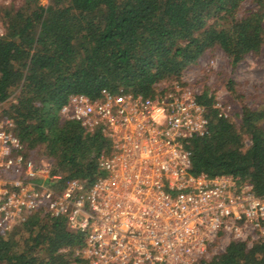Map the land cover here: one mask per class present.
Returning <instances> with one entry per match:
<instances>
[{
  "label": "trees",
  "instance_id": "1",
  "mask_svg": "<svg viewBox=\"0 0 264 264\" xmlns=\"http://www.w3.org/2000/svg\"><path fill=\"white\" fill-rule=\"evenodd\" d=\"M244 1L0 0V105L14 98L0 119L14 123L28 157L51 160L60 187L75 178L90 186L104 174L101 156L111 142L62 118L70 95L96 98L108 89L154 96L158 84L181 81L215 47L238 65L264 47V0L242 12ZM198 100L210 131L186 142L194 173L232 174L261 192L264 110L243 107L239 124L219 116L208 90ZM84 238L65 218L37 212L11 231L0 230V264H90L77 253ZM209 264H264V238L251 247L232 241Z\"/></svg>",
  "mask_w": 264,
  "mask_h": 264
},
{
  "label": "built area",
  "instance_id": "2",
  "mask_svg": "<svg viewBox=\"0 0 264 264\" xmlns=\"http://www.w3.org/2000/svg\"><path fill=\"white\" fill-rule=\"evenodd\" d=\"M200 94L182 78L154 96L108 89L96 98L70 95L62 118L111 142L101 156L104 174L90 186L75 178L60 187L51 162L28 157L14 123L0 119V230L37 212L63 217L84 235L77 253L90 264H209L220 246L263 240L264 188L193 171L186 142L210 131ZM215 107L230 117V105L217 98Z\"/></svg>",
  "mask_w": 264,
  "mask_h": 264
},
{
  "label": "rangeland",
  "instance_id": "3",
  "mask_svg": "<svg viewBox=\"0 0 264 264\" xmlns=\"http://www.w3.org/2000/svg\"><path fill=\"white\" fill-rule=\"evenodd\" d=\"M4 2L19 5L23 0H4ZM255 5L254 0L244 1L242 12L254 8ZM3 33L4 27L0 21V34ZM183 78L193 84L198 92L208 90L209 94L214 95L216 99L230 105V117L236 123L240 124L242 109L245 106L264 110V47L258 53L246 55L236 66L221 48H212L197 63L189 65L184 70ZM231 81H233L234 91L230 89ZM167 83L168 81L161 82L158 84V89L165 87ZM12 100L14 98L0 105V117L4 107ZM246 142L249 143L248 140ZM42 162H51V160L44 157ZM225 248L226 245L220 246L217 249L218 254L214 256L223 253Z\"/></svg>",
  "mask_w": 264,
  "mask_h": 264
}]
</instances>
